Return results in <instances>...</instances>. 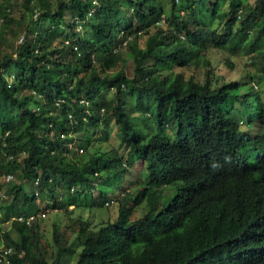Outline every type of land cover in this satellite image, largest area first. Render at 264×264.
I'll return each instance as SVG.
<instances>
[{
    "label": "trees",
    "instance_id": "1",
    "mask_svg": "<svg viewBox=\"0 0 264 264\" xmlns=\"http://www.w3.org/2000/svg\"><path fill=\"white\" fill-rule=\"evenodd\" d=\"M171 3L166 17L161 0H0V264H64L79 246L76 264H264V0ZM211 47L262 61L260 72L217 75ZM110 122L126 158L80 138ZM126 177L109 200L117 217L98 228L55 223L47 242L39 222L18 220L49 197L71 216L65 197L93 207L103 179Z\"/></svg>",
    "mask_w": 264,
    "mask_h": 264
},
{
    "label": "rangeland",
    "instance_id": "2",
    "mask_svg": "<svg viewBox=\"0 0 264 264\" xmlns=\"http://www.w3.org/2000/svg\"><path fill=\"white\" fill-rule=\"evenodd\" d=\"M162 5L164 6L165 15L170 16L171 14V8L172 3L171 0H161ZM16 15H19V12H16ZM1 27V24H0ZM61 29V27H60ZM61 31V30H59ZM20 41V40H19ZM18 43V42H17ZM11 44V41L7 44V48H9ZM209 57L213 61V65L215 66V72L216 74L225 75L227 79L232 78H240V80L243 81H249L252 80V75H256V73L260 72L259 70V64L262 61H259L258 64H254L250 57L247 54H243L240 52H237V54H232L229 50H222V49H216L212 48L208 52ZM230 61V62H229ZM231 63V64H228ZM133 64L130 62H127L126 64V70L130 75H133ZM176 71H181V69L176 68ZM185 73L187 75H190L194 73L193 75H196L197 78H199L201 81L204 79V69H184ZM258 88L261 90L263 84L257 83ZM112 91L106 90L103 95H111ZM264 99V97H263ZM85 132H81L80 138L83 139L87 138L91 141L96 140L99 144L103 142V144H100L103 148H116L119 151V154L123 157H127L128 149L127 145L123 144L121 140L119 139V136L117 134V127L113 123H109L107 126L96 129L92 128L90 126L85 127ZM86 145H81L80 142L76 144L77 149L84 148ZM75 147V148H76ZM99 146H91L90 147V154L86 155L87 158L90 157L92 153L98 148ZM81 151V150H80ZM85 153V152H83ZM140 171V168H137L133 175L137 176ZM135 178V177H134ZM4 180V176L0 177V182ZM19 178L17 177L16 181H18ZM15 181V182H16ZM131 182L130 177H126V179L123 182H116L114 180H108L103 179L101 182L102 186H108L110 188L109 191L105 192L103 195H100L96 201L93 207L90 206H78L81 204V200L84 199V195H80L79 193L74 192L73 195L65 197L66 203L69 205L68 211L71 212V216L67 214L65 211V208L62 206L59 208L57 205L54 204V200L51 199V197L48 198V201H45L43 203H40V211L46 213V217L43 218V220H39L40 228L42 233L44 234V239L47 242H52V236H53V225L55 223H58L61 227H66L68 225H71L72 220L76 219L78 217H81L83 220H87L91 227H100L103 221H107L109 219H113L117 217L118 215V203H111L110 206H107V204H104L105 201H109L110 199H115L121 191L129 185ZM26 188V192L32 196L33 191L31 189L30 183L24 184ZM9 185H6L4 187V190L7 189ZM130 190H133V186H130ZM2 190V189H1ZM161 195L160 203L165 204V202L170 198L173 197L176 194V186L175 185H169L165 189H161L158 193ZM28 194V195H29ZM135 196L132 198L131 203L135 201ZM87 202H89L88 199H86ZM47 203L49 205H52V207H58V208H50L47 210L46 205ZM20 204H17L14 206L11 215L9 217H5V221L2 222V225L6 229H11L14 225L13 222V216L15 217L16 212H19ZM136 207H140V209H136L133 216L135 218L142 216L144 212L147 211V206L145 201H136ZM1 215H4V212H0ZM17 216V215H16ZM78 230L76 232H73V230H68V236L70 237V241L74 244L78 237ZM81 251V246L78 248H75L70 253L74 256L72 257L70 254H67V256L64 257L63 263L64 264H76L75 260L77 258V255H79V252ZM75 257V259H74ZM6 264H9L8 262ZM11 264V263H10Z\"/></svg>",
    "mask_w": 264,
    "mask_h": 264
},
{
    "label": "built area",
    "instance_id": "3",
    "mask_svg": "<svg viewBox=\"0 0 264 264\" xmlns=\"http://www.w3.org/2000/svg\"><path fill=\"white\" fill-rule=\"evenodd\" d=\"M178 1V0H177ZM63 137H64V135H62ZM82 151V150H81ZM12 178V176H8V180H10ZM113 201H109V202H107L106 204L107 205H109V204H111ZM44 217L45 216V214L44 213H42V214H36V215H29V216H23V215H21V216H19L18 217V220L19 221H21V222H23V223H25L26 225H31L38 217ZM11 253H13V249L10 247V248H7L6 249V251H5V253L2 255L3 256V258H1V261L3 260V259H5V261H6V259H7V256L8 255H10ZM7 262V261H6Z\"/></svg>",
    "mask_w": 264,
    "mask_h": 264
},
{
    "label": "clouds",
    "instance_id": "4",
    "mask_svg": "<svg viewBox=\"0 0 264 264\" xmlns=\"http://www.w3.org/2000/svg\"><path fill=\"white\" fill-rule=\"evenodd\" d=\"M42 213H44L45 214V216L44 217H38L31 225H28V226H32L34 223H36V222H38L39 220H43V218H45L46 217V213L45 212H38L37 214H42ZM32 215H36V214H32Z\"/></svg>",
    "mask_w": 264,
    "mask_h": 264
}]
</instances>
